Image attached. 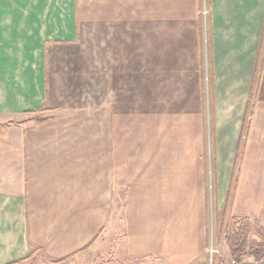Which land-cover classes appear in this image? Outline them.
Segmentation results:
<instances>
[{
  "label": "crops",
  "instance_id": "1",
  "mask_svg": "<svg viewBox=\"0 0 264 264\" xmlns=\"http://www.w3.org/2000/svg\"><path fill=\"white\" fill-rule=\"evenodd\" d=\"M117 199L137 260L106 264L262 219L264 0H0V264H96Z\"/></svg>",
  "mask_w": 264,
  "mask_h": 264
},
{
  "label": "rangeland",
  "instance_id": "2",
  "mask_svg": "<svg viewBox=\"0 0 264 264\" xmlns=\"http://www.w3.org/2000/svg\"><path fill=\"white\" fill-rule=\"evenodd\" d=\"M207 11L206 14H208V12L210 13V8L206 7L205 8ZM88 10V0H80V12H81V16L82 17H86V13ZM204 12V15H205ZM209 15V14H208ZM258 78V77H257ZM210 89V88H209ZM233 181H234V177H233ZM121 201L124 202V200L122 199H117V204L115 205L116 208L114 210V218H115V222H113L112 224V228H113V232L111 234V236L107 237V235L105 236L106 239L103 241V246L102 248L104 250L108 249V245H111V248L109 251H107V253H103L101 252V258H103V260L101 261H105V258H111V260L113 258L116 259H121V260H130V261H135L137 258H129V256H127L125 254V252H123V243H120L119 241H122V237L123 234L125 232V215H124V208L122 206L123 202L121 203ZM218 213V211H216L214 213V223H213V228H211V244L210 247L207 251V256H208V262L209 264H218L220 263L222 260L226 261L230 258V254H229V248L226 244L225 241V234H224V229L231 227L234 223L233 220H231L226 214L225 211L221 212L220 215L223 218V224H222V229L221 232H217V228H216V214ZM262 219H260L262 221V223L264 224V214L261 217ZM112 237V238H111ZM210 249H213V254H211ZM141 258H139L140 260ZM98 261L96 264H98ZM140 263H143V259L140 260Z\"/></svg>",
  "mask_w": 264,
  "mask_h": 264
},
{
  "label": "trees",
  "instance_id": "3",
  "mask_svg": "<svg viewBox=\"0 0 264 264\" xmlns=\"http://www.w3.org/2000/svg\"><path fill=\"white\" fill-rule=\"evenodd\" d=\"M245 132L243 125L242 135ZM242 135L237 148L236 159L242 149ZM231 227L224 229L225 241L229 248L230 262L241 263L250 259L256 264L264 261V224L258 218L234 219ZM223 218L216 214L217 232H221ZM98 237V235H97ZM86 248V247H85ZM79 251H77L78 253ZM76 254V253H75ZM72 256V255H71ZM110 261H101L98 264H106Z\"/></svg>",
  "mask_w": 264,
  "mask_h": 264
},
{
  "label": "built area",
  "instance_id": "4",
  "mask_svg": "<svg viewBox=\"0 0 264 264\" xmlns=\"http://www.w3.org/2000/svg\"><path fill=\"white\" fill-rule=\"evenodd\" d=\"M210 251H211V254H213V252H214L213 249H210Z\"/></svg>",
  "mask_w": 264,
  "mask_h": 264
}]
</instances>
